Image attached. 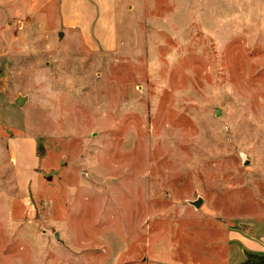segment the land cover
<instances>
[{
    "label": "rangeland",
    "instance_id": "rangeland-1",
    "mask_svg": "<svg viewBox=\"0 0 264 264\" xmlns=\"http://www.w3.org/2000/svg\"><path fill=\"white\" fill-rule=\"evenodd\" d=\"M0 1V264H225L264 215V0H116L111 51Z\"/></svg>",
    "mask_w": 264,
    "mask_h": 264
},
{
    "label": "crops",
    "instance_id": "crops-1",
    "mask_svg": "<svg viewBox=\"0 0 264 264\" xmlns=\"http://www.w3.org/2000/svg\"><path fill=\"white\" fill-rule=\"evenodd\" d=\"M58 4L66 26L80 25L85 17L94 19V44L104 51L116 48V0H58ZM9 16L10 8L0 1V52L8 40ZM227 236L225 264H264V215L249 223L247 230H229Z\"/></svg>",
    "mask_w": 264,
    "mask_h": 264
},
{
    "label": "water",
    "instance_id": "water-1",
    "mask_svg": "<svg viewBox=\"0 0 264 264\" xmlns=\"http://www.w3.org/2000/svg\"><path fill=\"white\" fill-rule=\"evenodd\" d=\"M24 99L21 98V97H17L14 101V103L17 105V106H20L22 105ZM220 114L219 110H217L216 112V116H218ZM202 200L200 198L196 199L195 201H192L190 202V205H192L194 208H198L201 204ZM55 238H57V236L55 235Z\"/></svg>",
    "mask_w": 264,
    "mask_h": 264
}]
</instances>
